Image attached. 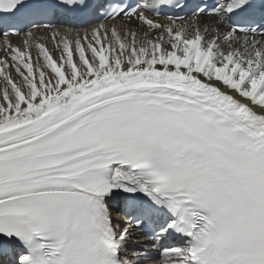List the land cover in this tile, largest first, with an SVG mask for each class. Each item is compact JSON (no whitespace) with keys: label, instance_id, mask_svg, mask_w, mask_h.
Listing matches in <instances>:
<instances>
[{"label":"snow or ice","instance_id":"obj_1","mask_svg":"<svg viewBox=\"0 0 264 264\" xmlns=\"http://www.w3.org/2000/svg\"><path fill=\"white\" fill-rule=\"evenodd\" d=\"M0 35V264H264V0H0Z\"/></svg>","mask_w":264,"mask_h":264},{"label":"rangeland","instance_id":"obj_2","mask_svg":"<svg viewBox=\"0 0 264 264\" xmlns=\"http://www.w3.org/2000/svg\"><path fill=\"white\" fill-rule=\"evenodd\" d=\"M21 44H22V38H19V39L15 40L14 45L19 46ZM12 76H13V79H17L16 73L13 72V70H12ZM2 87H3V77L0 76V88H2Z\"/></svg>","mask_w":264,"mask_h":264},{"label":"bare ground","instance_id":"obj_3","mask_svg":"<svg viewBox=\"0 0 264 264\" xmlns=\"http://www.w3.org/2000/svg\"><path fill=\"white\" fill-rule=\"evenodd\" d=\"M19 38H22V36L21 37H17V38H13V39H11V40H17V39H19ZM13 72H15L14 70H13Z\"/></svg>","mask_w":264,"mask_h":264}]
</instances>
